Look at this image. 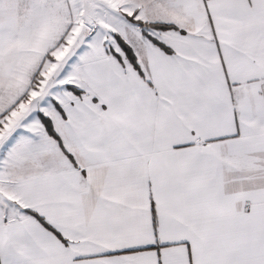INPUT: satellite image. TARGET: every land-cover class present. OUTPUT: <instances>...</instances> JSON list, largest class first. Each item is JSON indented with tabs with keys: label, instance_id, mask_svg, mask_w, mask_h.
I'll return each mask as SVG.
<instances>
[{
	"label": "snow or ice",
	"instance_id": "1",
	"mask_svg": "<svg viewBox=\"0 0 264 264\" xmlns=\"http://www.w3.org/2000/svg\"><path fill=\"white\" fill-rule=\"evenodd\" d=\"M0 264H264V0H0Z\"/></svg>",
	"mask_w": 264,
	"mask_h": 264
}]
</instances>
